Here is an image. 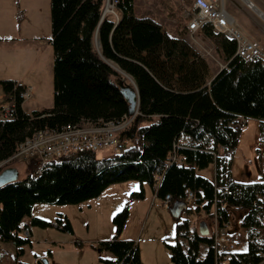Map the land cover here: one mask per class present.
<instances>
[{"label": "trees", "instance_id": "16d2710c", "mask_svg": "<svg viewBox=\"0 0 264 264\" xmlns=\"http://www.w3.org/2000/svg\"><path fill=\"white\" fill-rule=\"evenodd\" d=\"M104 5L105 0H51L54 106L27 113L20 96L24 87L13 80L0 81L7 101L16 103L13 118H4L0 108V164L36 131L125 119L130 104L119 85L122 74L111 62L133 78L140 98L138 114L123 133L131 143L109 157L91 151L67 155L41 175H35V164L28 162L19 182L0 188V242L12 243L19 249L17 258L23 256L24 246L32 245L31 238L22 235L26 217H31L33 226H53L75 234L67 216L53 224L33 216V207L38 203L79 205L98 199L111 185L129 181L140 182L141 189L132 192L114 216L115 236L96 246L114 255V259H102L106 264H142L139 244L120 237L132 202L146 198L145 184L160 200L171 195L170 208L186 203L188 215L201 211L210 215L217 202L222 224L231 218L221 207L226 205L245 212L241 224L249 232L262 226L264 176L256 183L238 182L232 176L233 159L216 154L221 146L228 151L237 148L241 133L231 127V121L238 116L258 120L260 144L264 142V58L245 60L237 55L236 40L205 24L203 33L227 64L211 80L207 61L186 41L164 33L154 19L136 16L135 0H119V23L109 17L102 20ZM22 17L18 16L19 23ZM174 154L186 162L178 165L172 160ZM212 164L215 181L198 174ZM186 189L196 193V210L186 201ZM203 223L206 232L199 227L192 231L191 219H177L175 243L165 241L172 264H214V240ZM203 243L209 250L199 260ZM263 250L249 242L245 252L232 255L230 264H259Z\"/></svg>", "mask_w": 264, "mask_h": 264}, {"label": "rangeland", "instance_id": "374dc122", "mask_svg": "<svg viewBox=\"0 0 264 264\" xmlns=\"http://www.w3.org/2000/svg\"><path fill=\"white\" fill-rule=\"evenodd\" d=\"M34 1L38 3L35 2V4L30 5L25 0H0V29L8 30L12 23L15 24L17 29L18 16L22 17L24 14H27L31 21H41L45 26L48 9L51 13V0ZM251 1L264 13V0ZM106 2L107 0H105L104 10ZM223 2L228 12L233 14L236 19L242 17L256 29L264 27V18L253 8H250L246 0H223ZM115 11L116 14H120L118 8ZM135 12L137 17L150 16V18L161 25L163 32L167 35L172 33L181 34L182 37H185L186 35L188 36L186 25H188L194 13V0H135ZM110 18L115 19V16L110 15ZM201 32L203 31H199L194 36H189V43H187L194 52L201 55L207 63H210L214 71L222 68L226 65L225 61L219 55L215 48L216 46L207 41H200ZM195 40L198 41V44L194 43ZM34 45L31 41L10 38L5 42H0V50L3 49L4 57L9 61H13L14 49H19L18 56L21 59H26V53L23 51ZM95 48L99 49L97 38L95 39ZM111 64L115 68L118 67L113 62ZM37 65L38 63H31L30 66L35 69ZM8 69L10 71V65L9 68H6V70ZM117 70L127 83L131 84L133 82V78L131 79L123 74L118 68ZM8 76L11 75L9 74ZM42 76V92L38 93L36 97L27 99L24 104L28 113L54 106L55 92L53 93V86L50 94L46 91L47 81L48 79L50 81V78H47L44 74ZM132 85L134 84L132 83ZM34 93H36L35 88L33 90ZM134 118H130L131 123H133ZM260 139L259 121L248 119L247 127L241 133L238 146L233 152L234 160L231 170L234 180L243 183H256L264 176V142L260 144ZM258 149H260V152ZM97 154L99 157H109L114 154V151L102 150L98 151ZM4 163L0 164V173L9 167H15L19 170L22 164L27 162L18 159L7 160ZM20 172L22 174L24 171L20 169ZM198 174L215 181V165L212 164L206 169L198 170ZM128 183L130 184H118L122 186L120 188H112L106 194L103 193V195H106L104 196L105 200L101 198L100 202L92 199L79 205L36 204L32 210L33 216L54 224L62 216L61 214H63L64 218L68 215L75 234L63 232L53 226L48 228L33 226L31 217H26L22 226H31L33 231V236H31L32 245L24 246V255L17 258L19 249L16 246L12 243L0 242V264H40L41 262L44 263V261H47L48 264H106L102 259H113L114 255L107 251H99L96 246L100 241L110 240L115 236L116 227L113 223V218L123 209L129 199H123L130 188L128 185H132V183L137 185L133 191L141 189L138 181H129ZM147 189L149 202H144L147 205L146 208L142 210L138 208L137 214L127 223V228L125 227V232L122 233L124 238H120L121 240H134L139 244L142 264H172L171 252L165 241L167 240V243L170 244L175 243L172 237L176 235L177 219L172 216L169 207L163 206L160 199L153 200V193L149 185H147ZM121 200H124V202H121ZM97 204H100L99 208ZM189 207L196 210V203L190 202ZM201 213L203 214L202 216L206 215L205 211H201ZM198 214L194 212L188 215L184 212L182 219L189 218L195 223L194 221L198 220L200 216ZM244 214L243 210H233L232 216L237 226H233L234 228L230 229V232L238 243V252H245L248 247V229L241 226ZM183 242L186 243L185 240ZM208 250L209 246L207 244H201L199 260L205 258Z\"/></svg>", "mask_w": 264, "mask_h": 264}, {"label": "built area", "instance_id": "2783aa9c", "mask_svg": "<svg viewBox=\"0 0 264 264\" xmlns=\"http://www.w3.org/2000/svg\"><path fill=\"white\" fill-rule=\"evenodd\" d=\"M118 2L119 0H107L102 20L114 15L115 21L119 23L120 16L115 11L118 8ZM205 24H210L215 32L222 33L229 39L236 40L238 44L237 55L245 60H251L256 56L264 57L263 49L238 27L236 21L226 9L223 0H194V13L187 27L190 31L196 33L201 31ZM194 43L198 44V41L195 40ZM30 91V88H24L20 92V96L24 101L30 97ZM15 109V101L13 99L7 101L5 106H3L2 116L4 118H13ZM134 117L127 116L123 120L105 122L101 125L84 121L77 124H69L61 130L44 129L36 131L33 136L27 138L18 146L15 155L9 160L21 159L27 163L33 162L36 166L35 175H41L49 166L59 164L65 156L73 153L98 152L102 150H113L114 153L123 152L131 143L123 133L132 122L130 118ZM248 119L245 116H238L231 121V127L235 131L242 133L247 127ZM220 150L226 153L225 156L232 158V152L228 151L226 147L221 146ZM216 155L221 156L220 152H217ZM172 160L178 165H183L186 162L185 157H179L175 154ZM4 162L1 164H5ZM157 180L159 181L160 177ZM185 195L186 201L189 203L196 199V193L191 189H186ZM171 201L172 196L168 194L162 200V204L169 207ZM221 207L229 211L231 218L222 224L217 202L214 203L212 218L214 224L211 232L214 240V264H230L232 255L238 252V243L230 232V229L235 224L232 216L233 208L226 205ZM191 229L195 231L197 227L192 226ZM22 235L30 238L32 236L31 226L25 225L22 228ZM249 242L264 247V221L262 226L249 232ZM262 255L264 258V250ZM259 264H264V259Z\"/></svg>", "mask_w": 264, "mask_h": 264}, {"label": "crops", "instance_id": "0c3cea01", "mask_svg": "<svg viewBox=\"0 0 264 264\" xmlns=\"http://www.w3.org/2000/svg\"><path fill=\"white\" fill-rule=\"evenodd\" d=\"M25 2L30 4V5H33V4H35L36 1H34V0H25ZM36 3H38V2H36ZM243 9L246 10L245 7H243ZM50 15H51V13H50V11L48 9L47 20L45 22V26L43 25V23L41 21H37V22L36 21H31L30 17L27 14H24L21 23H18V25H17V29L15 28V24L14 23H12L10 25L8 30L7 29H0V42H5L6 40H8L10 38H20L22 40L31 41L32 43L35 44L31 48L29 47V48H27V49H25L23 51V52L26 53V59H21V57L18 56V52H20V50L19 49H14V60L13 61H9L6 57H4L3 52H2L3 49L0 50V81L1 80H13V81H16L19 85L23 86L26 89L30 88L31 89L30 97L28 99L36 97V95L38 93L42 92V90H43V86L41 84V78L43 77L42 74H44L47 78H50V81H49V79L47 81L48 82V86L46 88V91L48 92V94H50L52 92V86H53V93H54V83H53L54 51H53V47H52V45L50 43V40H51V37H52V32H51V22L52 21L50 19V17H51ZM119 16L121 17V13L119 14ZM231 16L236 21V24L238 25V27L251 40H253L256 43H258V45L264 51V27H260V28L256 29L255 27L250 25L246 20H244L242 17L239 18V19H236L233 14H231ZM45 27H46V29L44 30ZM186 28L188 29L187 25H186ZM198 32H196V33H198ZM196 33H193L192 31H190L188 29V36L186 35L185 37H182L181 34H172V33L169 34L168 33V35L170 37H173V38H182L184 41L189 43V36H194ZM199 39H200L201 42L207 41L210 44L215 46L214 42L210 38H208L203 32H201V35L199 36ZM31 63H36V64L38 63V65L36 66L37 68H35V69L31 68V66H30ZM9 65H10V71H9V69L6 70V68H9ZM208 65H209L210 71H211V80L225 66L224 65L222 68H219V69L214 71L213 68L211 67L210 63H208ZM9 74L11 76H8ZM27 83H30V84H27ZM34 88L36 89V93L33 94ZM0 94H1L0 95V99L2 100L0 102L1 103L0 104V108H1V107L5 106V104L7 103V100H8V96L4 92L3 87H2L1 84H0ZM3 100H4V102H3ZM26 100L23 103V109H24L25 112H27L25 110V107H24V104H25ZM42 109H45V108H42ZM42 109H38V110H42ZM234 151H231L232 152V156H233V152ZM219 152H220L221 156H225L226 155V153L224 151H222V150H220ZM233 158H234V156L232 157V159ZM26 165H27V163L22 164V167L19 168V172H20V169L24 171L22 174L20 172V176H25L26 175V173H27L26 172ZM215 174H216V167H215ZM215 180H216V178H215ZM120 184H124V183H120ZM125 184H130V183L125 182ZM120 186H122V185H118V184L111 185L109 188L106 189L104 194H106L112 188H120ZM128 186L130 188L127 190V192L125 194L126 197H124L123 199L125 200V199L129 198L128 199V201H129L131 193L134 192L133 190L137 187V185H135V183H132V185H128ZM144 187H145V190H146V198L144 200H135V201L132 202V204H131V213H130V218L128 220V223L132 219V217L137 214L136 211L138 210V208H141V210L145 209L147 205H145L144 202H149L148 201L149 200V193H148V189H147V184H145ZM140 188H141V185H140ZM152 193H153V191H152ZM104 196H106V195L102 194L96 200H98L99 202H100L101 198H104L103 200H105ZM152 196L154 198L153 200H157L158 199L154 195V193H153ZM124 200H121V202H124ZM161 203H162V200H161ZM99 206H100V204H97L98 208H99ZM61 215L63 216V214H61ZM198 215H200L198 220L194 221L195 223H193L192 226L193 227L196 226L197 228L198 227L200 228V225L203 224V221H205V223H207V225H208V227L210 229V233H211L212 232V227H213V224H214L213 223V219H212L213 218V210L211 211L210 215L206 214L205 216H202L203 214L201 212H199ZM66 216L69 218L68 215H66ZM235 226H237L236 223H235L234 227ZM241 226H242V224H241ZM126 228H127V226H126ZM32 236H33V231H32ZM121 237L124 238L123 234H122ZM247 243L249 244V230H248Z\"/></svg>", "mask_w": 264, "mask_h": 264}, {"label": "water", "instance_id": "95a60500", "mask_svg": "<svg viewBox=\"0 0 264 264\" xmlns=\"http://www.w3.org/2000/svg\"><path fill=\"white\" fill-rule=\"evenodd\" d=\"M97 42H98V45L100 46V42L98 38H97ZM119 85L126 99L128 100L130 104L128 116L130 117L136 116L139 111L140 98H139V94H138L135 83L134 85H132L130 83L124 82V80L122 79L119 82ZM20 180H21V176L17 168L15 167L6 168L0 173V188L8 184H11V183L19 182ZM187 208L188 206L186 203H174L172 207L170 208V213L172 214L174 218L180 219L183 212ZM200 228L202 229L203 232H206V225L204 223L200 225ZM40 264H48V262L44 261V263L41 262Z\"/></svg>", "mask_w": 264, "mask_h": 264}, {"label": "bare ground", "instance_id": "6f19581e", "mask_svg": "<svg viewBox=\"0 0 264 264\" xmlns=\"http://www.w3.org/2000/svg\"><path fill=\"white\" fill-rule=\"evenodd\" d=\"M248 2V5L253 8L260 16H262L264 18V13L258 8L256 7L252 2H250L249 0H246ZM120 70V69H119ZM123 73V71H121ZM125 74V73H123ZM127 75V74H125ZM128 76V75H127ZM129 77V76H128ZM132 82V81H131ZM134 84V82H132Z\"/></svg>", "mask_w": 264, "mask_h": 264}]
</instances>
